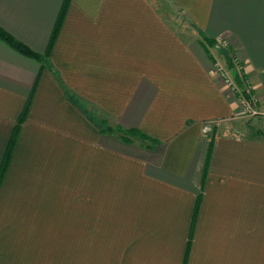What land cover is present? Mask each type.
Returning a JSON list of instances; mask_svg holds the SVG:
<instances>
[{
  "label": "crops",
  "instance_id": "crops-1",
  "mask_svg": "<svg viewBox=\"0 0 264 264\" xmlns=\"http://www.w3.org/2000/svg\"><path fill=\"white\" fill-rule=\"evenodd\" d=\"M66 1L0 0V264H264V0Z\"/></svg>",
  "mask_w": 264,
  "mask_h": 264
},
{
  "label": "built area",
  "instance_id": "built-area-1",
  "mask_svg": "<svg viewBox=\"0 0 264 264\" xmlns=\"http://www.w3.org/2000/svg\"><path fill=\"white\" fill-rule=\"evenodd\" d=\"M224 44L225 43L223 42V45ZM233 65L237 69L238 73L241 74L242 65L235 58L233 59ZM218 72L226 86L237 95L239 106L243 115L248 117L264 116V108L260 109L257 106L256 97L251 93L249 88H239L234 78H232L223 68L219 67Z\"/></svg>",
  "mask_w": 264,
  "mask_h": 264
},
{
  "label": "trees",
  "instance_id": "trees-1",
  "mask_svg": "<svg viewBox=\"0 0 264 264\" xmlns=\"http://www.w3.org/2000/svg\"><path fill=\"white\" fill-rule=\"evenodd\" d=\"M68 1L69 0L66 1V5H67ZM0 39L2 41H4L5 43H7L10 47H12L13 49H15L16 51L20 52L21 54H23V55H25L27 57L34 58V59H38V60H41L42 59L41 58V55H39L38 53H36V52L32 51L31 49H29L26 45H24L23 43H21L19 40H17L15 37H13L11 34H9L8 32H6L1 27H0ZM208 42H209V44H213V42L211 40H209ZM240 75H242V74H240ZM122 132L125 134L124 139L126 141L127 140L129 141V139L127 138V134L142 136L138 131H122ZM5 167H6V165H4V167L2 169L1 177L4 174ZM0 180H1V178H0Z\"/></svg>",
  "mask_w": 264,
  "mask_h": 264
},
{
  "label": "rangeland",
  "instance_id": "rangeland-1",
  "mask_svg": "<svg viewBox=\"0 0 264 264\" xmlns=\"http://www.w3.org/2000/svg\"><path fill=\"white\" fill-rule=\"evenodd\" d=\"M232 61V64H233V60H231ZM218 66H220V65H218ZM233 67H234V65H232ZM219 68V67H218ZM235 68V67H234ZM235 70L237 71V69L235 68ZM226 72L232 77V78H234V76L232 75V73L229 71V70H226ZM235 80V79H234ZM248 88V87H247Z\"/></svg>",
  "mask_w": 264,
  "mask_h": 264
}]
</instances>
